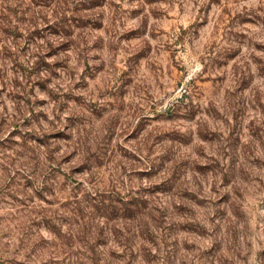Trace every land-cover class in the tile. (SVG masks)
Here are the masks:
<instances>
[{
  "label": "rangeland",
  "instance_id": "374dc122",
  "mask_svg": "<svg viewBox=\"0 0 264 264\" xmlns=\"http://www.w3.org/2000/svg\"><path fill=\"white\" fill-rule=\"evenodd\" d=\"M0 264H264V0H0Z\"/></svg>",
  "mask_w": 264,
  "mask_h": 264
}]
</instances>
